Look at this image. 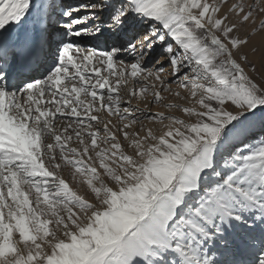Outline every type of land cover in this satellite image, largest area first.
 Masks as SVG:
<instances>
[{
    "label": "snow or ice",
    "instance_id": "1",
    "mask_svg": "<svg viewBox=\"0 0 264 264\" xmlns=\"http://www.w3.org/2000/svg\"><path fill=\"white\" fill-rule=\"evenodd\" d=\"M256 37L264 0H0V264H264Z\"/></svg>",
    "mask_w": 264,
    "mask_h": 264
},
{
    "label": "rangeland",
    "instance_id": "2",
    "mask_svg": "<svg viewBox=\"0 0 264 264\" xmlns=\"http://www.w3.org/2000/svg\"><path fill=\"white\" fill-rule=\"evenodd\" d=\"M254 46L257 51L252 52L249 51V60L251 63L255 66V73H250L254 79H257L258 82L261 79H264V45L260 42V37H256L253 41V44L250 46V48ZM162 109H153V111H159ZM64 178L69 181L70 186H72L75 190H77L81 195H84L86 198H91L89 193L85 190V185H79L78 181L73 182L71 179V176L69 174L68 170L63 171Z\"/></svg>",
    "mask_w": 264,
    "mask_h": 264
}]
</instances>
